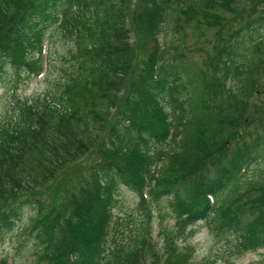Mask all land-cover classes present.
I'll list each match as a JSON object with an SVG mask.
<instances>
[{
	"label": "trees",
	"instance_id": "16d2710c",
	"mask_svg": "<svg viewBox=\"0 0 264 264\" xmlns=\"http://www.w3.org/2000/svg\"><path fill=\"white\" fill-rule=\"evenodd\" d=\"M185 1L183 10L180 0H0V83L8 67L42 72L34 53L47 24L75 38L73 72L51 101L24 104L14 126L0 127V239L24 223L37 264H146L151 204L174 221L162 232L163 264L199 222L234 257L264 249V188L246 206L226 199L264 159L243 142L253 96L264 95V0ZM180 14L216 28L219 44L201 65L185 58ZM171 26L169 48L160 36ZM122 188L144 214L126 242L114 211Z\"/></svg>",
	"mask_w": 264,
	"mask_h": 264
},
{
	"label": "rangeland",
	"instance_id": "374dc122",
	"mask_svg": "<svg viewBox=\"0 0 264 264\" xmlns=\"http://www.w3.org/2000/svg\"><path fill=\"white\" fill-rule=\"evenodd\" d=\"M216 1L221 2V0ZM184 2L186 1L180 0V3H178L179 7L183 10L186 8ZM241 3L239 8H244V6L247 8L250 7L249 0H241ZM226 16L228 19L234 17L231 14ZM254 16L245 14V19L248 21V19L250 20ZM179 20L187 33L185 35V58L188 61H193L201 65L206 58L207 52L212 54L214 52V46L219 44L215 43L216 28L199 26L197 30L194 28L197 25L196 21L194 20L193 24L186 23L185 17L182 14L179 15ZM130 21L128 20L126 26L128 41L136 46L138 38L135 35L133 24L131 25L132 21ZM239 21L234 23V28H238L241 25H239ZM44 30V52L40 53L35 51L34 53V59H38L42 72L40 74L30 73L27 68H23V70L18 69L17 71L12 67H8L1 80L0 127L10 128L14 126L18 121V115L21 112V108L24 107V104L26 106H30L33 103H39L41 105L47 101H51L53 89L63 83L73 72L72 67L75 60L71 54V48L74 46V36L61 30L58 23L47 24ZM164 32L160 36L163 44L169 48L172 45H176V43H171V38L175 33L174 27L171 26L167 30L166 35ZM177 36L179 38L181 37L179 35ZM246 37L248 39L249 36ZM241 38L242 36L238 38L240 43H242ZM175 42H177V39ZM240 43L237 44L238 47ZM260 77L262 83L264 76L260 75ZM261 107H264V95H254L248 113L252 112L255 118L244 127L243 141L258 145L257 154L259 157L264 155V112L260 115L253 113V111ZM235 145L233 143L230 146L234 148ZM167 147L169 145L165 146V148ZM259 162L260 165L256 166ZM258 163L251 166L249 173L245 174L246 176L241 178L238 184L226 194L227 205L231 204L232 199H239V203L246 206L250 200L261 193L264 188V159H260ZM83 166L85 167L83 171L87 175L88 170L86 168L88 167V163L83 161ZM211 171L212 176L214 175L213 169ZM71 178H73V175ZM64 184H66V181ZM52 200L47 199L48 203ZM58 202L59 207L63 206L64 208L67 206L62 199ZM65 210L67 209L65 208ZM150 211L152 215L151 236L153 249L147 251L145 263L163 264L167 258V254L165 250V237L162 232L165 227H172L174 221L168 214H165L167 212L164 210L160 211L159 205L151 204ZM115 212L119 216L116 221L119 223L118 228L124 232V241H130L132 237H135L139 233L140 223L144 220V214L139 206L138 196L126 188H122ZM66 215H68V211ZM23 224H17L14 230L6 234L3 239H0V260L6 259L10 264H37L36 240L30 234L31 229L22 230L21 226ZM226 244L216 241L212 229L207 222H199L191 228L189 234L175 240V252L173 253V258L167 264H173L179 261L183 262L185 261L184 256L188 264H201L205 259L213 260L214 264H264V249L255 253L234 257L226 251ZM156 255L158 259H156ZM171 257L172 255L168 259Z\"/></svg>",
	"mask_w": 264,
	"mask_h": 264
}]
</instances>
